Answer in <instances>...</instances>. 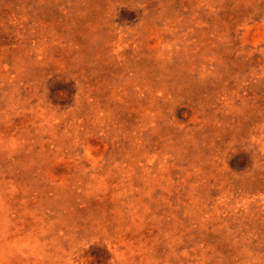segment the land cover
<instances>
[{"label": "rangeland", "instance_id": "rangeland-1", "mask_svg": "<svg viewBox=\"0 0 264 264\" xmlns=\"http://www.w3.org/2000/svg\"><path fill=\"white\" fill-rule=\"evenodd\" d=\"M0 264H264V0H0Z\"/></svg>", "mask_w": 264, "mask_h": 264}]
</instances>
